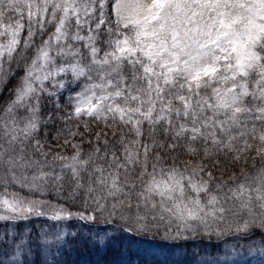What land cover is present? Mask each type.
<instances>
[{
    "label": "snow or ice",
    "instance_id": "6c2138e0",
    "mask_svg": "<svg viewBox=\"0 0 264 264\" xmlns=\"http://www.w3.org/2000/svg\"><path fill=\"white\" fill-rule=\"evenodd\" d=\"M11 79L0 220L76 219L105 248L114 222L186 241L259 234L264 245V0H0V93ZM57 121L71 155L39 138ZM181 155L199 160L166 163ZM222 161L239 174L213 175ZM38 241L23 229L0 235V264H41L52 241ZM55 241L62 251L63 235Z\"/></svg>",
    "mask_w": 264,
    "mask_h": 264
},
{
    "label": "rangeland",
    "instance_id": "374dc122",
    "mask_svg": "<svg viewBox=\"0 0 264 264\" xmlns=\"http://www.w3.org/2000/svg\"><path fill=\"white\" fill-rule=\"evenodd\" d=\"M67 95L68 94L65 91V98L61 101L65 107L67 106ZM49 111L50 108H42L41 115L46 116ZM89 126L94 132L99 131L101 133H110L113 130L110 128H104L99 124L90 123ZM63 127L64 125L59 121L53 125L46 127L42 126V132L39 138L41 140L46 139L47 142L52 145L54 151H58L63 155H71V147L64 145L63 143L65 138L71 139V137L61 135L58 140L56 139L58 130ZM80 131H83V128H81ZM44 133H47L46 137L44 136ZM90 138L91 137H86V139ZM73 142L80 143L81 141L76 139ZM85 150H87V145H85ZM198 160V157L181 155L174 162L168 160L166 163H175L176 166L183 167L186 164H195ZM252 163L253 162L250 160L249 166L244 170L248 172L253 171V167L251 166ZM255 164L258 166L259 160L255 161ZM212 171L215 176H219L221 172H225V179H227L234 172L239 174L240 169L235 168L229 170L227 162L222 161L220 169H213ZM4 188L5 186L0 184V192H3ZM7 191L9 193L18 192L31 199L48 200L53 204L64 203L62 199L56 196V193L53 190H49L42 198L34 197L33 192H30L28 188H21L19 184L7 185ZM24 192L29 193V195ZM72 210L77 211L79 209L73 207ZM77 222V224H49L46 231H40L36 234L37 236L46 235L47 238L52 241L49 246L52 248V255L55 264H169L170 260L174 262V259L177 258L179 254L185 252L182 244L178 243L177 239H165L162 234L155 231L147 233L138 231L133 232L131 230L121 232L119 230L120 225H118V222H114V227L100 226L102 228L107 227L108 234L114 237V239L106 248L103 246L97 247L94 241L88 239L89 236L95 235L96 227L91 225L84 227L80 225L82 224V221L77 220ZM220 227L223 228L225 225L221 224ZM61 234L63 235V244L61 245L62 251L57 250L55 241V236ZM200 236H203V234H198L195 238ZM240 236L241 235L239 234L231 236L233 237V241L232 243L230 242V245L225 246V253L221 256L220 263L219 259L216 257L215 259L211 258V256L210 258H207L215 260V264H264V245H261L259 237L257 236L254 240H244L239 238ZM212 237L217 236L213 234ZM202 260L205 261L206 259L202 257ZM205 264L210 263L206 262Z\"/></svg>",
    "mask_w": 264,
    "mask_h": 264
},
{
    "label": "trees",
    "instance_id": "16d2710c",
    "mask_svg": "<svg viewBox=\"0 0 264 264\" xmlns=\"http://www.w3.org/2000/svg\"><path fill=\"white\" fill-rule=\"evenodd\" d=\"M14 73H19L20 75L23 74L22 69L13 67ZM16 81L15 79L9 80L8 84L5 86L4 91L0 93V103H2L5 99L9 97L8 89L13 87L15 85ZM52 191V190H50ZM26 193V192H24ZM29 195V193H26ZM55 195V193L53 192ZM34 197L42 198L45 195H42L40 193H34ZM65 223H75L77 224V220H61V221H53L50 219L49 216H43V217H30L27 221H0V235H3L5 232L12 233V232H20L21 229H23L25 232L31 235V238L35 242L38 241V232L40 231H46L49 226V224L55 225V224H65ZM80 224V223H79ZM84 227L86 226L85 222H82L80 224ZM119 225V223H118ZM233 235H224L221 238L217 237H209L207 235H203L200 237H193L189 240H180L177 239L178 243L182 244L183 249L185 252L183 254H179L177 258L174 259V262L170 260L169 264H205L206 262H209L210 264H215V260L208 259L207 257L220 259L221 256L225 253V246L230 245V242L232 243ZM259 237V234H257ZM241 239H246L243 236H240ZM40 258H41V264H55V261L53 260L52 255V248H50L48 245H41L40 247ZM202 257H204L206 260H202ZM33 257H30V259ZM217 263V264H219Z\"/></svg>",
    "mask_w": 264,
    "mask_h": 264
}]
</instances>
